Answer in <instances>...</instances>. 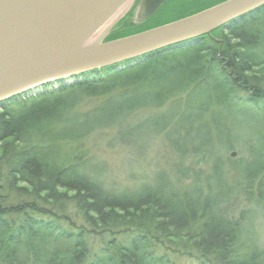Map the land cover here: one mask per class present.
<instances>
[{
    "label": "trees",
    "instance_id": "1",
    "mask_svg": "<svg viewBox=\"0 0 264 264\" xmlns=\"http://www.w3.org/2000/svg\"><path fill=\"white\" fill-rule=\"evenodd\" d=\"M71 78L0 103V264H264L263 250L243 248L248 209L233 203L237 192L264 204V6L193 43ZM83 98L95 102L82 109ZM104 129L131 148L160 134L189 165L112 189L84 148ZM235 147L245 160L229 158ZM241 163L233 183L206 174Z\"/></svg>",
    "mask_w": 264,
    "mask_h": 264
},
{
    "label": "water",
    "instance_id": "2",
    "mask_svg": "<svg viewBox=\"0 0 264 264\" xmlns=\"http://www.w3.org/2000/svg\"><path fill=\"white\" fill-rule=\"evenodd\" d=\"M124 2L0 0V103L46 82L66 80L172 45L193 43L264 6V0H223L188 16L104 40L118 18L93 37ZM163 2L140 0L134 21H145Z\"/></svg>",
    "mask_w": 264,
    "mask_h": 264
},
{
    "label": "rangeland",
    "instance_id": "3",
    "mask_svg": "<svg viewBox=\"0 0 264 264\" xmlns=\"http://www.w3.org/2000/svg\"><path fill=\"white\" fill-rule=\"evenodd\" d=\"M140 0H133L128 10H125L121 17L116 21L108 34L104 38H112L116 33L124 30H129L136 28L142 29L148 26L158 25L166 21L171 20L176 15L183 12L194 11L200 6L210 4V0H192L188 4L171 5L170 2H164L156 9V11L145 21L137 23L135 20L136 13L138 10V4ZM135 28V29H136ZM114 39V38H113ZM109 40V39H108ZM84 105L81 106L82 109L92 105L95 100L82 99ZM88 102V103H87ZM149 110L141 109L130 114L127 118V122L138 121L145 117ZM225 117L227 112H221ZM238 114V113H236ZM182 121V120H181ZM178 122V127H182V122ZM180 130V129H179ZM182 130H180L181 134ZM116 131L114 129H104L92 133L88 136L86 145L84 148L88 149L90 158L96 163L100 170V179L103 183L112 189H134L142 183H147L150 181L152 175L158 172L169 174L171 172L172 165L174 163H179L180 166L189 165L187 160H179L171 152L168 145L163 138L159 135H154L153 138L145 140L144 142L138 141L134 143L131 147H128L125 140L116 138ZM182 139V137H180ZM243 138V137H242ZM230 154L233 153L229 158L239 159L246 158V152L243 148L235 147L234 150L229 151ZM229 154V155H230ZM225 158V156H224ZM195 168L205 171L206 167L204 165L197 166ZM244 168V163L238 164L236 169L227 170L225 166L220 167V172L214 173L206 172L207 176L214 177L219 176L223 178L228 183H233L238 180L240 176V170ZM186 182V181H185ZM244 197V201L242 199ZM242 196L236 192L234 197V205L237 211L241 208L247 210L245 219L243 220V228L240 235V240L242 241L244 249H258L264 251V204L245 206V204H250L248 200L246 201V195L243 193ZM237 213L235 212V215ZM184 258H179L178 260H183Z\"/></svg>",
    "mask_w": 264,
    "mask_h": 264
},
{
    "label": "bare ground",
    "instance_id": "4",
    "mask_svg": "<svg viewBox=\"0 0 264 264\" xmlns=\"http://www.w3.org/2000/svg\"><path fill=\"white\" fill-rule=\"evenodd\" d=\"M131 0H125L124 3H122V5L116 10L114 11V13L109 17V19L103 23L102 26H100V28L97 29V31L92 33L93 37H96L100 34V32L104 31V29L111 24L112 22H114L116 19L120 18L121 15L126 12L125 10H128V8L131 5Z\"/></svg>",
    "mask_w": 264,
    "mask_h": 264
},
{
    "label": "flooded vegetation",
    "instance_id": "5",
    "mask_svg": "<svg viewBox=\"0 0 264 264\" xmlns=\"http://www.w3.org/2000/svg\"><path fill=\"white\" fill-rule=\"evenodd\" d=\"M216 0H210V3H213V2H215Z\"/></svg>",
    "mask_w": 264,
    "mask_h": 264
}]
</instances>
